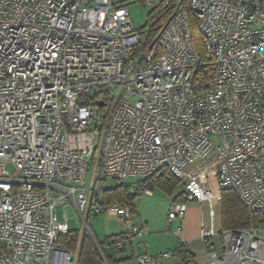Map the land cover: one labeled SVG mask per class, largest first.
<instances>
[{
    "label": "built area",
    "instance_id": "obj_1",
    "mask_svg": "<svg viewBox=\"0 0 264 264\" xmlns=\"http://www.w3.org/2000/svg\"><path fill=\"white\" fill-rule=\"evenodd\" d=\"M136 1L152 7L148 29ZM165 169L183 193L170 224L227 189L254 216L202 221L204 241L222 237L209 264H264V0H0V264H73L60 242L72 210L138 217L104 204L96 181L130 187ZM174 233L182 242V224ZM149 234L125 226L116 246L143 239L137 263L158 264L171 253L153 255Z\"/></svg>",
    "mask_w": 264,
    "mask_h": 264
},
{
    "label": "rangeland",
    "instance_id": "obj_2",
    "mask_svg": "<svg viewBox=\"0 0 264 264\" xmlns=\"http://www.w3.org/2000/svg\"><path fill=\"white\" fill-rule=\"evenodd\" d=\"M129 9L131 12L132 21L137 29H148L153 22L154 14H151L152 7L146 6L143 3L136 1L129 4ZM8 171L13 174L15 173V168L13 165L9 164L7 166ZM92 180V171H90L86 177L87 186L91 187L90 181ZM144 181L142 177H134L129 180V188L131 193H136L137 198L135 200V205L137 207L136 216L138 212L142 214L146 219L151 221L156 228H168L169 226L175 229L179 223H182L180 220H174L170 224L167 218L168 210L170 208L171 198L167 193L163 192L160 189H155L151 194H146L144 187L140 185V182ZM119 184L118 181L113 179H103L97 180L95 185V190L100 193L103 197V190L107 188L115 187ZM215 187L217 185L215 183ZM178 191H182V186L178 188ZM220 198L216 200L213 204L209 203H198L197 201H188L187 202V212L186 218L192 214L193 223L206 221L210 223L213 219L215 227L221 229V216H222V192L220 191ZM95 203V199L93 201ZM192 212V213H191ZM57 215L59 219L64 218V208L59 207L57 209ZM178 223V225H177ZM68 224L70 229L77 230L81 236L92 235L95 239H101L105 235L111 233L119 232L122 227L117 221L113 218H109L105 212L101 214H94L91 211L86 219V223L80 218L77 211L72 210V215L68 217ZM183 226V225H182ZM219 234L213 237L215 241L219 240Z\"/></svg>",
    "mask_w": 264,
    "mask_h": 264
},
{
    "label": "trees",
    "instance_id": "obj_3",
    "mask_svg": "<svg viewBox=\"0 0 264 264\" xmlns=\"http://www.w3.org/2000/svg\"><path fill=\"white\" fill-rule=\"evenodd\" d=\"M193 26V44L197 48L200 47V35L195 26V23H192ZM146 185L149 191H154L155 189H160L163 192L167 193L169 196H174L173 199L182 201L183 193L178 191V188L181 186V181L175 177L169 170L165 169L157 174H154L150 177L144 179L141 182ZM137 198L136 193H131L129 187L117 185L112 188H107L103 190V201L104 204L110 203H119L124 205L126 203H131L135 206V200ZM136 207V206H135ZM253 217L246 207L241 203L238 195L235 191L227 189L222 191V216H221V225L222 229H240L246 228L252 225ZM120 234L107 236L104 242L96 243L90 236H85L82 240L80 246V262L82 264H96L102 260H106L108 264H114L115 261H112L111 258L107 257L104 252V246L110 240L111 243L116 246V240ZM80 235L77 230H70L68 234L63 235L60 238V242L68 250H76L79 245ZM97 244V246H96ZM117 247V246H116ZM179 256L182 257V264L188 262L189 255L187 252L182 250H177Z\"/></svg>",
    "mask_w": 264,
    "mask_h": 264
},
{
    "label": "crops",
    "instance_id": "obj_4",
    "mask_svg": "<svg viewBox=\"0 0 264 264\" xmlns=\"http://www.w3.org/2000/svg\"><path fill=\"white\" fill-rule=\"evenodd\" d=\"M106 215L109 218H113L115 221H117L119 225L122 227V229L117 233H111L105 235L101 239H96L98 242L101 243L104 242L107 236L122 233L125 226H129L131 224L140 225V223L143 221L146 224V227L148 228L150 233L148 237V240L150 242V249H149L150 252L153 255H159L166 251H169L171 253V255L168 258L160 259L158 264H182V257L179 256V254L177 253L178 249L188 253L187 255H189V258L186 264H209V260H208L209 252L217 251L218 253H222V237L219 236V240L215 241L213 240L214 239L213 237L217 236L215 235L211 237L208 241H204L203 238L201 237L202 222L199 221L194 224L192 221L193 218L192 214H190L187 218L185 217L182 223H179V225L181 224L183 225L182 242L175 235L174 233L175 229L171 228L170 226L166 229L156 228L155 225H153L151 221L148 220V218L146 219V217H144L139 212L135 222L126 223V224H123L115 217H112L108 214ZM85 236L87 235L84 236L80 235L79 245L76 248V250L78 251V256L74 258L73 264H82L80 262V246ZM142 240L143 239L140 238L128 240L122 248L116 247L114 244L111 243L110 240L107 244H105L104 252L107 257L111 258L112 261H115L114 264H138L136 257L139 253H141L144 250L141 245ZM96 264H108V262L104 259Z\"/></svg>",
    "mask_w": 264,
    "mask_h": 264
}]
</instances>
